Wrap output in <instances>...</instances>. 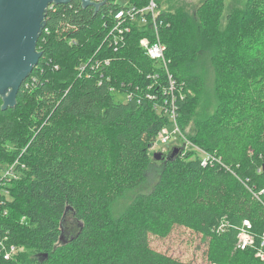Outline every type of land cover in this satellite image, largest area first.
<instances>
[{"label": "trees", "instance_id": "16d2710c", "mask_svg": "<svg viewBox=\"0 0 264 264\" xmlns=\"http://www.w3.org/2000/svg\"><path fill=\"white\" fill-rule=\"evenodd\" d=\"M92 1L48 7L38 65L23 82L16 107L3 111L0 99V163L19 159L26 165L11 186L12 201L0 206V236L23 250L12 260L0 255V264H195L153 250L149 236L165 238L179 225L230 251L245 220L254 243L242 251L248 252L244 264H264L257 257L264 235V43H254L255 54L242 65L232 57L223 62L228 70L220 67L226 90L198 126L199 146L210 162L203 166L194 149L175 148L157 167L151 150L170 111L183 133L182 121L193 114L189 92L203 88L198 75L181 74L198 55L190 19L160 12L167 71L140 46L143 37L156 39L152 22L134 23L112 43L115 14L131 5L141 10L150 0H126L128 6ZM248 4L264 12V0ZM201 17L203 46L211 23ZM232 48L219 43L221 58ZM167 72L176 84L173 93ZM151 170L160 171L155 186L115 218V200L143 185ZM68 208L80 228L64 241Z\"/></svg>", "mask_w": 264, "mask_h": 264}, {"label": "rangeland", "instance_id": "374dc122", "mask_svg": "<svg viewBox=\"0 0 264 264\" xmlns=\"http://www.w3.org/2000/svg\"><path fill=\"white\" fill-rule=\"evenodd\" d=\"M250 0H161L160 6L157 3L156 15L161 11L169 16L190 19L192 32L190 38L195 43L194 51L196 57L188 61L181 74L185 76L198 75L203 88L199 91L190 90V95L194 98L191 102L193 114L182 121L185 131L179 128V121L170 113V122L165 128L166 135L169 136L167 143L159 139L152 147V154L162 152L168 155L175 148L194 149L203 158L207 152L199 146V123L207 120L213 114L219 104V91L225 92L226 85L223 81L226 74L223 70H228L223 66V62L234 57V65H242L247 58L255 54L252 45L254 43H264V12L261 7L249 8ZM120 4L128 6L126 0H119ZM215 5L216 8H213ZM202 11V12H201ZM201 13L209 17L211 29L210 38H203L200 23L203 18ZM187 15V17H186ZM185 21V20H184ZM188 21V19H187ZM209 37V36H208ZM226 41L233 45L228 58H221L218 52L219 43ZM193 44V43H192ZM194 45V44H193ZM234 47L236 49L234 50ZM256 49V48H255ZM243 80H239V86ZM116 99L126 101L125 95L116 92ZM159 113H161L159 111ZM158 166L162 165L157 162ZM160 171L151 170L147 174L146 182L135 190H128L115 200L112 211L115 218L119 217L130 206L139 193H148L158 181ZM64 241L70 240L79 228L80 223L74 219L71 213L65 218ZM150 247L160 253L171 256L182 262H193L195 264H244L248 252L239 249L237 246L233 250H226L221 242L205 237L201 233L183 226L173 227L169 236L163 238L154 235L149 236ZM247 250V249H246Z\"/></svg>", "mask_w": 264, "mask_h": 264}, {"label": "water", "instance_id": "95a60500", "mask_svg": "<svg viewBox=\"0 0 264 264\" xmlns=\"http://www.w3.org/2000/svg\"><path fill=\"white\" fill-rule=\"evenodd\" d=\"M71 1L0 0V99L3 111L16 107L23 82L32 74L42 57L37 44L46 26L48 7L53 4L67 5ZM81 1L84 7L93 4L92 0ZM174 153H177V149ZM169 158L162 152L154 154L157 162ZM69 212L70 208L64 219Z\"/></svg>", "mask_w": 264, "mask_h": 264}, {"label": "built area", "instance_id": "2783aa9c", "mask_svg": "<svg viewBox=\"0 0 264 264\" xmlns=\"http://www.w3.org/2000/svg\"><path fill=\"white\" fill-rule=\"evenodd\" d=\"M157 3L158 0H150L149 4L141 10L132 5L126 9L119 10L114 17V23L116 26L111 33L113 41L112 43L117 45L121 40H123L124 34L131 31L134 23L137 22L144 26L152 22L154 24L156 39H154V42H151L149 37H143L140 41V46L146 52L148 57L154 61H157L160 66L168 71L169 62L165 55L167 48L160 40L158 34V14L156 15L158 6ZM167 73L169 76L170 91L173 93V91L176 90V84L169 72ZM116 92L117 91H114V93ZM170 112L173 117L176 118L175 109L173 108ZM159 139L165 143L168 142L169 136L166 135L165 129L159 135L158 140ZM210 159V156L206 154L205 157H203L202 165L206 166L208 162H210ZM25 173L26 165L22 164L19 159L13 163H0V206L12 201L11 186L14 182L21 180ZM7 213L8 211L4 212L5 215ZM226 226V222H223L219 228V231H224ZM251 232V222L245 220L238 234L237 247L239 249L246 250L253 245L254 238ZM22 250L23 249L18 245L11 244L8 236H0V255L3 256L4 260L14 259ZM257 257L261 260H264V235L262 237L260 250L257 253Z\"/></svg>", "mask_w": 264, "mask_h": 264}]
</instances>
